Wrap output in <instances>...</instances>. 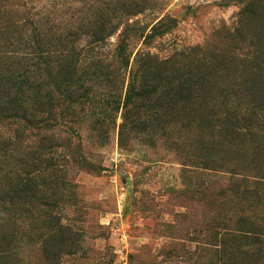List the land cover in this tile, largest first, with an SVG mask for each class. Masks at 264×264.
Here are the masks:
<instances>
[{"label": "trees", "instance_id": "trees-1", "mask_svg": "<svg viewBox=\"0 0 264 264\" xmlns=\"http://www.w3.org/2000/svg\"><path fill=\"white\" fill-rule=\"evenodd\" d=\"M99 1L94 16L65 25L43 12L34 14L24 0H0V264H18L16 227L21 224L22 233L27 228L33 200L50 211L51 204L41 197L48 186L57 181L73 192L78 184L69 170L93 173L97 168L86 151L91 146L78 140L86 120L91 122L89 133L101 144L117 130L119 148L125 152H133L138 143L161 146L165 159L171 156L186 166L197 155L185 151H203L205 170L223 169L230 175L229 184L215 196L239 205L208 219L203 264H264V170L254 174L250 168H229L227 160L213 158L218 148L214 141L220 140V150L232 156L257 155L254 145L264 143V85L258 84L264 80L261 0H241L239 27L230 35L232 45L248 42L249 49L234 61L236 81L224 73V58H211L210 64L217 61L222 66L221 87L200 66L206 59L205 46L168 58L142 49L129 52L133 37L145 44L156 37L164 18L149 33L147 27L130 23L155 0ZM119 8L120 17L129 18L122 22L116 50L110 53L107 45L120 31L111 14ZM85 35L90 40L78 46ZM191 59L200 65L186 66ZM195 126L200 142L192 136ZM33 138L35 146L30 145ZM14 159L21 169L16 180L11 170ZM210 187L205 184V192ZM13 197L21 204L16 209ZM57 230L72 227L57 219L50 232Z\"/></svg>", "mask_w": 264, "mask_h": 264}, {"label": "rangeland", "instance_id": "rangeland-1", "mask_svg": "<svg viewBox=\"0 0 264 264\" xmlns=\"http://www.w3.org/2000/svg\"><path fill=\"white\" fill-rule=\"evenodd\" d=\"M24 1L34 14L43 12L45 17L51 16L65 25H75L91 14L94 16L98 10L96 5L100 3L99 0ZM261 5L264 6V0ZM242 7L241 0H155L150 9L131 17L130 23L148 28L149 33L152 26L164 18L156 37L148 44L138 36L133 37L129 41V52L142 49L168 58L175 52L189 54L194 47L205 46L206 59L199 58L201 65L191 59L186 61V66L200 65L207 69L210 79L221 87L224 73L236 81L237 75L232 72L234 61L249 54L248 42L232 45L229 41L239 27ZM122 14V8L111 14L112 23L120 31L107 45L105 51L110 53L116 50L118 35L125 24L122 22L129 18L120 17ZM248 31L250 35L255 34L254 30ZM89 40V36H82L78 46L84 47ZM212 56L218 61L223 58L227 61L224 73L217 61L210 64ZM258 84L264 85L263 78ZM117 122L120 124V117ZM81 125L78 140L91 146L86 151L97 168L93 173L70 169V178L78 184L73 192L57 181L48 186L41 197L51 204L50 211H44L38 200L30 203L33 208L26 216L27 228L22 233V225L16 227L19 232L16 245L21 251L15 257L18 264H203L208 219L214 212L219 215L222 210H237L239 206L236 200L215 196L229 184L230 175L224 174L223 169L205 170L203 151H185L186 155L196 154L197 157L183 166L170 155L165 159V147L143 146L137 142L133 152H125L119 148L117 130L109 132L101 144L98 136L89 133L90 120ZM198 128L193 127L192 136L200 142L202 136L197 133ZM214 143L218 147L214 160L225 159L229 168L234 165L250 168L254 174L264 170V143L254 145L259 150L257 155L234 156L220 150V140ZM35 144L33 138L30 145ZM11 170L16 180L21 175L16 159L12 161ZM207 183L211 186L208 193L204 189ZM12 201L15 209L21 206L16 197ZM56 218L72 230L50 232L57 224ZM168 252L175 257H167Z\"/></svg>", "mask_w": 264, "mask_h": 264}]
</instances>
